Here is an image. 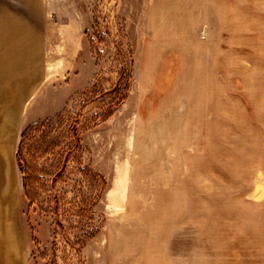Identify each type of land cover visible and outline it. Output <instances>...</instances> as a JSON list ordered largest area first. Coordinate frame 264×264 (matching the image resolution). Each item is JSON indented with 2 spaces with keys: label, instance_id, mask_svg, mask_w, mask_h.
<instances>
[{
  "label": "rangeland",
  "instance_id": "374dc122",
  "mask_svg": "<svg viewBox=\"0 0 264 264\" xmlns=\"http://www.w3.org/2000/svg\"><path fill=\"white\" fill-rule=\"evenodd\" d=\"M151 2L0 0V264H264V0Z\"/></svg>",
  "mask_w": 264,
  "mask_h": 264
},
{
  "label": "crops",
  "instance_id": "0c3cea01",
  "mask_svg": "<svg viewBox=\"0 0 264 264\" xmlns=\"http://www.w3.org/2000/svg\"><path fill=\"white\" fill-rule=\"evenodd\" d=\"M151 6L148 8L147 15H150V24L152 25L153 30L161 29L164 25L168 24V14H171L172 11H169V9H164L163 7L160 8L161 5H159V2L162 0H151ZM196 0H184V8L182 9V14L189 15V14H196V7H198L195 3ZM201 6L203 11L202 14H216V8H217V0H200ZM194 3V4H193ZM208 8V9H207ZM212 8V11H211ZM227 13V12H225ZM210 18V17H209ZM212 19V18H211ZM184 30H191L196 29V27H191L188 25L187 17L184 18ZM188 25V26H187ZM166 28V27H165Z\"/></svg>",
  "mask_w": 264,
  "mask_h": 264
}]
</instances>
